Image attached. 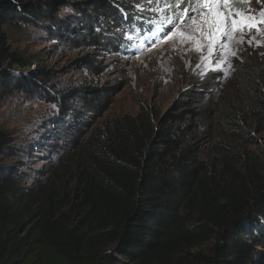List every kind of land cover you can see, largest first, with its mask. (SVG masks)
<instances>
[{"label": "trees", "instance_id": "16d2710c", "mask_svg": "<svg viewBox=\"0 0 264 264\" xmlns=\"http://www.w3.org/2000/svg\"><path fill=\"white\" fill-rule=\"evenodd\" d=\"M137 4L0 0V117L37 89L55 110L53 133L25 145L0 122V264H264V156L247 148L264 132V55L223 84L188 82L165 110L142 103L95 124L122 83L57 87L44 69L26 74L33 61L7 42L5 25L42 26L97 52L120 26L142 37L160 28ZM57 6L89 23L72 26ZM94 56L69 65L96 70ZM77 97L81 113L69 106ZM45 152L46 169L27 175Z\"/></svg>", "mask_w": 264, "mask_h": 264}, {"label": "rangeland", "instance_id": "374dc122", "mask_svg": "<svg viewBox=\"0 0 264 264\" xmlns=\"http://www.w3.org/2000/svg\"><path fill=\"white\" fill-rule=\"evenodd\" d=\"M69 1L84 3L87 0ZM135 1L139 3L138 7H151L155 11L161 22L157 31L142 37L135 36L133 31L132 35L120 26L117 30L120 36H113L109 43H103L102 50L95 52L92 46H76L42 26L5 25L7 42L20 56L33 61L29 70H25L26 74L34 68L44 69L50 74L49 84L57 87L72 89L82 81L122 83L111 107L95 124L125 113L135 114L142 103H152L165 110L189 89L188 82L198 83L203 77L212 76L214 84H223L242 70L247 58L252 59L251 56L256 54L259 61L262 60L264 0H227V3L223 0H179L172 8L168 7L167 0ZM159 5L160 10L156 9ZM57 7L60 17L73 20L72 26L80 25L81 21L84 28L89 23L74 8ZM186 8L192 10L182 11ZM189 15L191 19H188ZM225 19L231 25L227 29ZM162 25L170 27L163 37L160 36ZM93 53L97 54L94 56L96 70L83 64L69 65L72 60ZM20 97L23 102L8 109L4 118L3 115L0 117V122L5 120L19 143L25 145L38 138L37 131L44 133L45 137L50 131L53 133L54 128L48 120L55 110L44 92L37 89L26 96L15 94L16 99ZM79 99L70 101L69 106L81 113ZM56 129L60 135L61 129ZM247 148L264 156V132L256 134ZM36 155L39 156L29 159L27 175H40L46 169L44 163L49 153L45 152V157L41 153ZM23 183L30 184L28 181Z\"/></svg>", "mask_w": 264, "mask_h": 264}, {"label": "snow or ice", "instance_id": "6c2138e0", "mask_svg": "<svg viewBox=\"0 0 264 264\" xmlns=\"http://www.w3.org/2000/svg\"><path fill=\"white\" fill-rule=\"evenodd\" d=\"M223 2L227 3V0H223ZM191 10L192 9H187V8L186 9H182V11H184V12H190ZM188 19H191L190 15L188 16ZM224 26H225L226 29L231 26L227 19H225V21H224Z\"/></svg>", "mask_w": 264, "mask_h": 264}]
</instances>
